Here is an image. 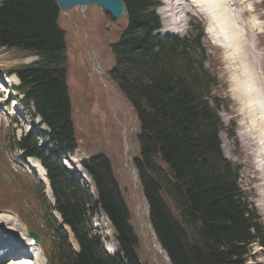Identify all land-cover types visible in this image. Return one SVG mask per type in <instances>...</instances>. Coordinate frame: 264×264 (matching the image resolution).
Segmentation results:
<instances>
[{
  "label": "trees",
  "instance_id": "obj_1",
  "mask_svg": "<svg viewBox=\"0 0 264 264\" xmlns=\"http://www.w3.org/2000/svg\"><path fill=\"white\" fill-rule=\"evenodd\" d=\"M123 1L126 26L111 48L112 78L137 115L133 166L158 240L173 264H244L253 257V244L263 249L264 258V223L240 188V166L220 150L224 125L218 110L227 109L229 100L213 92L219 83L201 43L202 23L192 25L186 37L159 43L152 36L160 27L154 13L158 0ZM65 43L55 0H0V47L38 56L30 65L8 70L19 78L14 86L22 94L19 103L50 130L42 132L45 148L34 135H22L15 144L24 156L40 159L52 208L77 245L73 250L67 232L55 226L48 264H141L138 238L107 159L93 155L83 163L96 200L60 161L78 144ZM98 209L109 218L122 257L103 252L91 221Z\"/></svg>",
  "mask_w": 264,
  "mask_h": 264
},
{
  "label": "rangeland",
  "instance_id": "obj_2",
  "mask_svg": "<svg viewBox=\"0 0 264 264\" xmlns=\"http://www.w3.org/2000/svg\"><path fill=\"white\" fill-rule=\"evenodd\" d=\"M160 2L161 5L157 11L163 14V17L159 14L163 21L162 35L166 33L168 35L171 32L185 34L191 19H203L206 23L205 39L202 43L211 48L209 68L211 66L213 72H216L220 85L226 84V90L216 87L213 92L226 93L230 98L228 109L219 108V115L224 124V129L219 132L220 150L226 159L240 166V188L247 199L254 204L264 222V175L262 173L264 158L256 156L257 149L264 146V130L258 128L261 125H258L254 119L252 122L250 117L252 115L249 116L247 104L240 101L236 95L238 84L246 79L244 71L247 69L248 75L251 74L249 78L264 98V10L262 7L264 2L262 4V0H224L225 13L229 20H232L230 25H227L230 29L227 30L224 27L226 30L223 29V31L222 24L214 21L213 15H209L213 14L214 10L206 3L199 0H161ZM167 2H169L168 5L165 4ZM58 20L65 32L66 83L78 143V148L61 157L62 164L75 170L77 176L84 182L87 175L81 167L82 163L89 161L90 156L93 155L104 156L129 211L128 223L138 238L137 255L141 264H170L166 254L154 240L155 236L149 226L147 204L133 167L132 159L138 153L136 114L111 80L113 57L110 47L124 26V21H112L106 13L91 7H82L66 14H59ZM231 26H235V29ZM226 32L230 35L232 32V37ZM15 54L10 50L0 49V72L4 73L8 70L10 64L28 62L32 59L12 58ZM9 77L12 82H16L13 75ZM0 89L5 90V93L0 96V194L3 191L11 194L15 189L18 190V187L12 184L14 183L21 187L23 194L34 195L35 188L42 186L40 183L42 175L40 176L39 171L43 169L36 158L23 159L15 142L21 135L32 133L36 135L39 144L44 146L46 138L39 135L38 131L48 132V130L42 126L36 127L37 120L31 121L25 117L24 111L17 105L12 95L6 94L7 86L1 82ZM245 109L248 111L247 114ZM232 120L235 121L234 138L228 134ZM258 143L261 144L259 148ZM257 158L263 160L259 163L256 162ZM86 184L88 190L95 193L90 194L95 200L97 196L94 186L90 182ZM0 203L15 211L22 223L17 217L13 222L14 226L17 225V228H14L18 233L23 235L22 231H24L27 236L25 226H33L43 235V230L47 228V220L50 219L46 213L47 205L52 206V198L47 195L46 186L41 199L33 197L24 201V207L21 208L23 213L5 196H0ZM53 215L55 221L60 224L58 215L54 212ZM92 222L103 252H106V248L112 250L111 253L118 252L115 234L103 211L99 209L92 217ZM61 228L67 232L71 248L77 251V245L69 228L67 226H61ZM50 239L47 238L45 241L42 238L46 246H50ZM252 246L255 257L245 264H264L262 251L256 244ZM6 261L3 260L1 263H14V261ZM18 262L21 263V261ZM38 264H44L41 251H39Z\"/></svg>",
  "mask_w": 264,
  "mask_h": 264
},
{
  "label": "bare ground",
  "instance_id": "obj_3",
  "mask_svg": "<svg viewBox=\"0 0 264 264\" xmlns=\"http://www.w3.org/2000/svg\"><path fill=\"white\" fill-rule=\"evenodd\" d=\"M164 1H167V0H164ZM199 1H201V2H203V3H206L210 8H213V10L215 11H213V14H209L210 16L211 15H213V18L212 19H214L215 18V20L214 21H216L217 23H219V24H222L221 25V28H222V31H223V29H227V30H229L227 27V25H230V22H231V20H229V18H228V16H227V14L225 13V7H224V0H199ZM177 5V4H176ZM249 5V4H248ZM228 6V5H227ZM205 7H206V5H205ZM204 8V7H203ZM216 10H218V11H216ZM206 11V10H205ZM212 10H210V12H211ZM229 11V10H228ZM207 12V11H206ZM212 13V12H211ZM159 14H161V17H163V14L162 13H159ZM216 14V15H215ZM230 17V16H229ZM232 24V23H231ZM218 27H219V25H218ZM225 27V28H224ZM235 27V26H234ZM234 27H232L231 26V28H233V29H235ZM225 29V30H226ZM232 30V29H231ZM233 31V30H232ZM228 32V31H227ZM226 32V33H227ZM230 32V31H229ZM234 33H236L235 31H234ZM225 34V33H224ZM227 34H229V33H227ZM227 34H225L226 36H227ZM223 35V34H222ZM230 35V34H229ZM231 35H232V32H231ZM230 35V36H231ZM234 36H235V34H234ZM233 36V37H234ZM232 37V36H231ZM236 37V36H235ZM231 39V38H230ZM234 40V39H233ZM227 41V40H226ZM235 42H237V39H235ZM229 44V43H228ZM234 45V44H233ZM238 45V44H237ZM236 46V45H235ZM249 69H250V67H249ZM245 72V74H246V79L244 80V81H242L240 84H238V86H237V89H236V92H237V97L240 99V101H242V102H245L246 104H247V106H248V108H249V116L250 115H252V116H250L252 119V122L255 120L257 123H258V125H261L260 127H258V128H263V130H264V98L260 95L261 93L257 90V88L255 87V85L253 84V82H252V80L249 78V76H251V74L250 75H248L249 73H248V71H247V69L244 71ZM252 78V77H251ZM256 79V78H255ZM4 80H7V78L6 79H4ZM239 83V82H238ZM256 83V82H255ZM260 93V94H259ZM244 103V104H245ZM245 111H246V109H245ZM247 112L248 111H246L245 113L247 114ZM248 117V116H247ZM254 119V120H253ZM248 121V120H247ZM255 124V123H254ZM255 129V128H254ZM256 131V130H255ZM247 132V131H246ZM257 132V131H256ZM261 133V132H260ZM256 134V133H255ZM263 134H264V132H263ZM247 135V134H246ZM248 136V135H247ZM249 136H250V134H249ZM258 137V136H257ZM248 138V137H247ZM263 137H261V139H262ZM253 140H255V139H253ZM250 142V141H249ZM259 142H261V140L259 139ZM246 143H247V141H246ZM259 144V143H258ZM262 144H263V142H262ZM260 145L261 144H259V146L258 145H256V146H258V148L260 147ZM251 147V146H250ZM257 149V148H256ZM264 146L263 147H261V148H259V149H257V151H256V156H263L262 158H264ZM251 151V150H250ZM255 152V151H254ZM261 160H263V159H261V158H257L256 159V162L258 161H261ZM260 163V162H259ZM263 163H264V160H263ZM41 172V173H40ZM262 173H263V175H264V167H262ZM39 174H40V176L42 175V177H41V179L42 180H45V177H44V172H43V170H40L39 171ZM86 180L88 181V178H87V176H86ZM46 193H47V195H49V190L48 189H46ZM15 221V217H14V215L12 214V213H10V212H5V211H2V212H0V230H2V231H10V232H12L13 233V235H17V234H19V233H17V231L15 230V228L14 227H16L17 228V225H15L14 226V222ZM2 222H5V223H3L2 224ZM10 225L12 226V227H10ZM19 229V228H18ZM15 230V231H14ZM22 234H24V233H22ZM29 240H31V238L29 237L27 240H26V243L29 241ZM20 249V247L18 248V250ZM21 251V250H20ZM107 251L108 252H112V250L110 251V249L109 248H107ZM22 252V251H21ZM13 264H19L18 262H15V260H14V263Z\"/></svg>",
  "mask_w": 264,
  "mask_h": 264
},
{
  "label": "water",
  "instance_id": "obj_4",
  "mask_svg": "<svg viewBox=\"0 0 264 264\" xmlns=\"http://www.w3.org/2000/svg\"><path fill=\"white\" fill-rule=\"evenodd\" d=\"M55 2L61 14H66L73 9L91 7L96 8L98 11L102 10L107 12L115 20H124L127 12V7L123 0H55ZM149 226L154 233L151 223ZM31 234L35 239H38L37 234L32 231ZM154 239L158 242V239L156 237ZM158 244L160 245L159 242Z\"/></svg>",
  "mask_w": 264,
  "mask_h": 264
}]
</instances>
